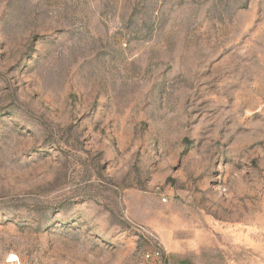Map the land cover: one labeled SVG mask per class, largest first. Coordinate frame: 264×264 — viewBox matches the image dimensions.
Here are the masks:
<instances>
[{
	"label": "rangeland",
	"instance_id": "1",
	"mask_svg": "<svg viewBox=\"0 0 264 264\" xmlns=\"http://www.w3.org/2000/svg\"><path fill=\"white\" fill-rule=\"evenodd\" d=\"M264 264V0H0V264Z\"/></svg>",
	"mask_w": 264,
	"mask_h": 264
},
{
	"label": "built area",
	"instance_id": "2",
	"mask_svg": "<svg viewBox=\"0 0 264 264\" xmlns=\"http://www.w3.org/2000/svg\"><path fill=\"white\" fill-rule=\"evenodd\" d=\"M12 257H13V256H11V257L8 259L7 264H19V259L14 260Z\"/></svg>",
	"mask_w": 264,
	"mask_h": 264
},
{
	"label": "bare ground",
	"instance_id": "3",
	"mask_svg": "<svg viewBox=\"0 0 264 264\" xmlns=\"http://www.w3.org/2000/svg\"><path fill=\"white\" fill-rule=\"evenodd\" d=\"M12 258H13L14 260H17V259H18V258L14 257V256H13Z\"/></svg>",
	"mask_w": 264,
	"mask_h": 264
}]
</instances>
